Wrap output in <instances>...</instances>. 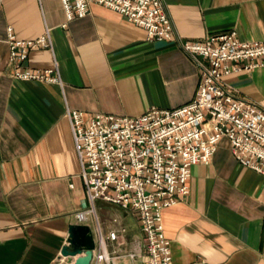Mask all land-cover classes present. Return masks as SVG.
Wrapping results in <instances>:
<instances>
[{
    "label": "crops",
    "instance_id": "obj_1",
    "mask_svg": "<svg viewBox=\"0 0 264 264\" xmlns=\"http://www.w3.org/2000/svg\"><path fill=\"white\" fill-rule=\"evenodd\" d=\"M162 1L182 40L233 29L240 40L264 42V0ZM7 26L19 39L47 30L50 47L29 50L21 67L54 66L60 84L12 76ZM198 77L174 41L146 39L101 5L65 21L60 0H0V264H53L68 225L92 226L74 217L88 203L67 111H82L86 121L175 108L191 99ZM223 79L233 94L264 107V65ZM94 208L103 232L112 218L125 229L113 261L144 264L134 215L101 200ZM162 225L170 264H264V176L237 164L222 138L208 164L190 168L188 193L162 210Z\"/></svg>",
    "mask_w": 264,
    "mask_h": 264
},
{
    "label": "built area",
    "instance_id": "obj_2",
    "mask_svg": "<svg viewBox=\"0 0 264 264\" xmlns=\"http://www.w3.org/2000/svg\"><path fill=\"white\" fill-rule=\"evenodd\" d=\"M60 3L65 21L84 16L91 3L111 9L142 28L146 39L174 41L197 67L194 94L178 107H152L134 117L95 113L86 121L82 111L66 112L88 203L74 217L78 223L87 219L92 223L90 263L116 264L113 246L123 243L125 229L117 218L102 231L94 208V201L101 200L134 215L142 234L144 264H170L162 210L187 195L190 168L208 164L220 139L227 141L237 164L264 176V107L233 94L223 79L264 65V42L240 40L233 29L209 33L202 40H182L162 0ZM6 33L7 58L15 66L14 78L60 84L54 66L21 67L29 50L50 47L47 30L27 39L15 38L9 26ZM63 260L60 256L53 264H63Z\"/></svg>",
    "mask_w": 264,
    "mask_h": 264
},
{
    "label": "water",
    "instance_id": "obj_3",
    "mask_svg": "<svg viewBox=\"0 0 264 264\" xmlns=\"http://www.w3.org/2000/svg\"><path fill=\"white\" fill-rule=\"evenodd\" d=\"M94 249L93 235L90 227L85 224H72L67 227L65 244L60 248L59 255L70 260L81 255L76 264H89Z\"/></svg>",
    "mask_w": 264,
    "mask_h": 264
}]
</instances>
